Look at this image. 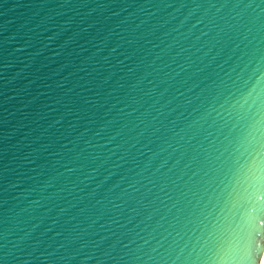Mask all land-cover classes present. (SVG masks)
I'll return each instance as SVG.
<instances>
[{
    "label": "water",
    "instance_id": "obj_1",
    "mask_svg": "<svg viewBox=\"0 0 264 264\" xmlns=\"http://www.w3.org/2000/svg\"><path fill=\"white\" fill-rule=\"evenodd\" d=\"M264 231V0H0V264H243Z\"/></svg>",
    "mask_w": 264,
    "mask_h": 264
},
{
    "label": "clouds",
    "instance_id": "obj_2",
    "mask_svg": "<svg viewBox=\"0 0 264 264\" xmlns=\"http://www.w3.org/2000/svg\"><path fill=\"white\" fill-rule=\"evenodd\" d=\"M243 264H264V231H253L246 239ZM6 264V261L3 262Z\"/></svg>",
    "mask_w": 264,
    "mask_h": 264
}]
</instances>
